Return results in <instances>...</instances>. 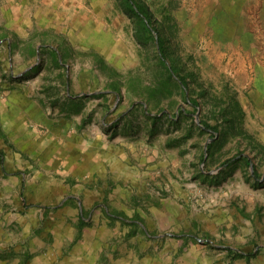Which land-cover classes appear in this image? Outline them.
Masks as SVG:
<instances>
[{
	"label": "rangeland",
	"instance_id": "1",
	"mask_svg": "<svg viewBox=\"0 0 264 264\" xmlns=\"http://www.w3.org/2000/svg\"><path fill=\"white\" fill-rule=\"evenodd\" d=\"M136 1L158 33L122 0H52L48 28L0 45V264H26L16 246L49 229L21 222L41 219L25 199L50 193L42 155L66 167L74 142L122 152L140 177L124 210L101 206L137 230L138 264H264V0ZM239 153L252 168L221 167Z\"/></svg>",
	"mask_w": 264,
	"mask_h": 264
},
{
	"label": "crops",
	"instance_id": "2",
	"mask_svg": "<svg viewBox=\"0 0 264 264\" xmlns=\"http://www.w3.org/2000/svg\"><path fill=\"white\" fill-rule=\"evenodd\" d=\"M52 3V0H0L1 47L14 50L17 42L13 37H19L25 42L28 41L33 27L40 25L48 28L41 12L43 4H47L49 13ZM5 129L7 130L6 126ZM109 151L106 154H91L85 144L74 142L70 146L71 154L64 169L58 158L42 155V162L47 163L46 168L50 169V175L40 174L37 179L41 182L35 185L42 190L50 189V193L44 197L36 196L29 202L25 199L24 205L28 212H32L34 216L39 213L41 219H21V222L26 227L42 226L49 229L40 227L42 231L39 234L30 235V244L24 250L23 247L16 246L17 253L26 254V264L139 263L133 245L137 236L127 235L120 221L110 218L101 206H104L103 202L111 201L110 204L115 210H124L120 206L121 197L131 194L140 177L130 167V161L123 159L122 152H117L116 149ZM61 178L63 179L60 181ZM60 186L64 189L62 193L57 191ZM68 201L74 202L75 207L67 205ZM40 206H53L58 209L56 214H52V218L45 219V210ZM61 206L67 216L58 218L57 211ZM25 237L27 236L20 238ZM10 239L6 237L4 241L9 243ZM8 245H0V250L7 249L6 252L11 253L13 250ZM143 263H149L148 259L145 258Z\"/></svg>",
	"mask_w": 264,
	"mask_h": 264
},
{
	"label": "trees",
	"instance_id": "3",
	"mask_svg": "<svg viewBox=\"0 0 264 264\" xmlns=\"http://www.w3.org/2000/svg\"><path fill=\"white\" fill-rule=\"evenodd\" d=\"M124 2V7H125V11L128 15H135V17H137L145 27H147V30H150L151 32L155 31L154 28L151 29V25L150 24V20L147 16V14L145 13V11L143 10L144 8H142L138 2L136 0H122ZM148 31V32H150ZM156 33H158V30L155 31ZM159 42V52H160V56L162 58L163 61H165L167 59L166 53H165V49L162 45V41L159 38L158 40ZM172 72L175 74V76L178 78L179 82L182 84L183 88L186 89L187 88V82L184 78H182L181 76H179L176 68L172 67L171 68ZM190 102L192 103V105L194 104L193 100H190ZM182 112H179V114H181ZM204 128L208 131V132H212V133H216L217 132V128L214 126H211L207 123H203ZM212 148V145L209 144L207 147V153L210 152ZM237 161H244L246 164H250V160L246 157L243 156V154L239 153L237 155H234L231 158L226 159L224 162H222L221 167H227V166H231L232 164H234ZM3 163V160H2ZM254 176L257 177V172L254 169ZM133 223V224H132ZM132 225L137 229L139 228V223L132 221ZM137 231V230H136ZM136 231H134L131 235H136ZM235 255V254H233ZM237 256L239 254H236ZM235 255V256H236Z\"/></svg>",
	"mask_w": 264,
	"mask_h": 264
},
{
	"label": "water",
	"instance_id": "4",
	"mask_svg": "<svg viewBox=\"0 0 264 264\" xmlns=\"http://www.w3.org/2000/svg\"><path fill=\"white\" fill-rule=\"evenodd\" d=\"M251 168H252V165H251Z\"/></svg>",
	"mask_w": 264,
	"mask_h": 264
}]
</instances>
